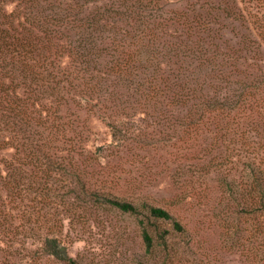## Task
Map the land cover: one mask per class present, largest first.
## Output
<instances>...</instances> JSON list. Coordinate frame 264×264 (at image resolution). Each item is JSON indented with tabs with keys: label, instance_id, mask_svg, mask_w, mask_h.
<instances>
[{
	"label": "trees",
	"instance_id": "obj_1",
	"mask_svg": "<svg viewBox=\"0 0 264 264\" xmlns=\"http://www.w3.org/2000/svg\"><path fill=\"white\" fill-rule=\"evenodd\" d=\"M263 1L0 0V236L36 211L47 254L80 264L63 230L99 204L164 260L188 223L122 168L136 121L183 141L162 181L171 208L200 194L181 190L192 168L218 175L222 236L242 221L264 242ZM245 257L264 264V246Z\"/></svg>",
	"mask_w": 264,
	"mask_h": 264
},
{
	"label": "rangeland",
	"instance_id": "obj_2",
	"mask_svg": "<svg viewBox=\"0 0 264 264\" xmlns=\"http://www.w3.org/2000/svg\"><path fill=\"white\" fill-rule=\"evenodd\" d=\"M260 5L258 17L264 22V1ZM150 126L149 123L134 122V129L127 134L134 142H128L130 151L124 156L126 165L123 164L122 168L133 171L137 177L139 174V179L153 185L148 190L151 193L149 201L172 213H179V217L188 223V232L175 235L174 246L164 260L159 256L154 258L145 253L137 221L133 217L103 210L98 204L97 210L82 213L79 223L72 226L65 224L63 240L68 255L77 257L80 264H262L257 257L252 260L245 257L248 250L259 252L264 246L261 234L251 228L249 222L241 221L243 231L230 240H225L221 234L222 220L217 211V202L220 192L226 187L216 181L220 178L218 175L200 176L192 168L183 177L181 190L188 193L193 189L200 194L190 195L184 202L182 212L169 206L165 200L166 183L162 181L169 161L174 160L175 153L182 152L183 141L177 139L171 145L170 142L174 141L168 140L166 130L152 129ZM95 129L101 137L109 139L104 127L97 123ZM142 141L148 146L142 147ZM210 190L215 194L208 200ZM203 191L209 193L208 196L204 197ZM27 214L21 221L16 235L18 238L15 239L12 233L10 236H0L3 240L0 242V264H64L48 255L42 247L41 216L36 211L31 216ZM48 225L49 222L44 221L43 227L47 228Z\"/></svg>",
	"mask_w": 264,
	"mask_h": 264
}]
</instances>
